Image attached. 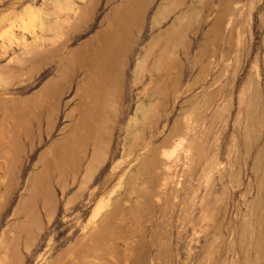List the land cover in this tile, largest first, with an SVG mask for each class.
<instances>
[{"label": "rangeland", "instance_id": "374dc122", "mask_svg": "<svg viewBox=\"0 0 264 264\" xmlns=\"http://www.w3.org/2000/svg\"><path fill=\"white\" fill-rule=\"evenodd\" d=\"M18 263L264 264V0H0Z\"/></svg>", "mask_w": 264, "mask_h": 264}, {"label": "bare ground", "instance_id": "6f19581e", "mask_svg": "<svg viewBox=\"0 0 264 264\" xmlns=\"http://www.w3.org/2000/svg\"><path fill=\"white\" fill-rule=\"evenodd\" d=\"M97 1H98V0H97ZM91 2H92V1H91ZM123 7H124V6H123ZM128 8H129V7H128ZM89 9H90V8H89ZM136 9H137V7H136ZM141 10H142V9H141ZM112 11H114V9H113ZM123 11H124V10H123ZM123 11H122V12H123ZM161 11H162V10H161ZM89 12H90V11H89ZM110 12H111V11H110ZM116 12H118V11H116ZM125 15H126V14H125ZM128 21H129V20H128ZM116 25H117V24H116ZM213 25H214V24H213ZM114 26H115V25H114ZM119 26H120V25H119ZM115 27H116V26H115ZM122 29H123V28H122ZM212 29H213V28H212ZM138 31H139V30H138ZM179 32H180V31H179ZM99 34H100V33H99ZM101 35H102V34H101ZM113 36H114V35H113ZM98 37H99V35H98ZM95 39H96V38H95ZM118 39H119V38H118ZM90 40H91V39H90ZM88 41H89V40H88ZM111 41H112V40H111ZM89 42H90V41H89ZM109 42H110V41H109ZM124 42H125V41H124ZM171 43H172V42H171ZM89 44H90V43H89ZM116 44H117V43H116ZM119 44H120V43H119ZM205 44H207V43H205ZM83 45H84V44H83ZM87 45H88V44H87ZM110 45H111V44H110ZM81 46H82V45H81ZM81 46H80V47H81ZM104 46H106V45L104 44ZM108 46H109V45H107V47H108ZM119 46H120V45H119ZM87 47H88V46H87ZM101 47H102V46H101ZM124 47H125V46H124ZM58 48H59V47H58ZM82 48H83V47H82ZM102 48H103V47H102ZM108 48H109V47H108ZM119 48H120V47H119ZM125 48H126V47H125ZM79 49H80V48H79ZM96 49H97V48H96ZM104 49H105V48H104ZM72 50H73V49H72ZM107 50H108V52H109V49H107ZM120 50H122V49H120ZM120 50H119V52H121ZM163 50H164V49H163ZM167 50H168V49H167ZM74 51H75V50H74ZM77 51H78V50H77ZM103 51H105V50H103ZM146 51H147V50H146ZM203 52H204V51H203ZM72 53H74V52H72ZM76 53H77V52H76ZM78 53H79V52H78ZM101 53H102V52H101ZM109 53H110V52H109ZM122 53H123V52H122ZM122 53H121V54H122ZM148 53H149V52H148ZM69 54H71V53H69ZM115 54H117V53H115ZM119 54H120V53H119ZM72 55H73V54H72ZM123 55H124V53H123ZM145 55H146V54H145ZM148 55H149V54H148ZM90 56H91V55H90ZM90 56H89V57H90ZM147 57H148V56H147ZM201 57H202V56H201ZM105 58H106V57H105ZM107 59H108V56H107L106 60H107ZM110 59H111V58H110ZM113 60H114V59H113ZM143 60H144V59H143ZM76 61H77V60H76ZM100 61H101V60H100ZM116 61H117V60H116ZM122 61H123V60H122ZM177 61H178V60H177ZM199 61H200V60H199ZM108 62L110 63V61H108ZM113 62H114V61H113ZM145 62H146V61H145ZM145 62H144V63H145ZM195 62H196V61H195ZM197 62H198V61H197ZM197 62H196V63H197ZM103 63H105L104 60H103ZM117 63H118V62H117ZM78 64H79V63H78ZM101 64H102V62H101ZM101 64H100V66H101ZM106 64H107V63H106ZM110 64H111V63H110ZM114 64H115V63H114ZM98 65H99V64H98ZM98 65H97V66H98ZM103 65H104V64H103ZM108 65H109V64H108ZM121 65H122V64H121ZM144 65H145V64H144ZM105 66H107V65H105ZM105 66H103V67H105ZM167 66H168V65H167ZM181 66H182V65H181ZM103 67H102V68H103ZM168 67H169V66H168ZM98 68H100V67H98ZM105 68H106V67H105ZM115 68H116V67H115ZM120 68H121V67H120ZM138 68H139V67H138ZM141 68H144V66L141 67ZM169 68H170V67H169ZM103 69H104V68H103ZM109 69H110V68H109ZM113 69H114V68H113ZM113 69H112V71H113ZM104 70H106V69H104ZM110 70H111V69H110ZM141 70H143V69H141ZM76 71H77V70H76ZM92 71H93V70H92ZM96 72H97V71H96ZM96 72H95V73H96ZM103 72H104V71H103ZM107 72H108V71H107ZM92 73H93V72H92ZM105 73H106V72H105ZM112 73H113V72H112ZM115 75H116V74H115ZM139 77H140V75H139ZM102 78H104V77H102ZM106 78H107V77H106ZM106 78H105L104 80H106ZM88 79H89V78H88ZM107 79H108V78H107ZM111 80H112V79H111ZM193 82H194V81H193ZM93 83H94V82H93ZM82 84H83V83H82ZM104 84H105V82H104ZM109 84H110V83H109ZM109 84H108V85H109ZM80 86H81V84H80ZM89 87H90V86H89ZM98 87L100 88L101 86L98 85ZM109 87H110V85H109ZM116 87H117V86H116ZM99 88H98V89H99ZM101 88H102V87H101ZM103 88H104V87H103ZM106 88H108V87H106ZM113 88H114V86H113ZM119 88H120V87H119ZM117 89H118V88H117ZM176 89H177V88H176ZM106 90H107V89H106ZM96 91H97V90H96ZM97 96H98V95H97ZM93 97H94V96H93ZM111 99H112V98H111ZM100 105H101V104H100ZM102 109H103V108H102ZM90 110H91V109H90ZM92 113H93V112H92ZM108 114H109V113H108ZM100 116H101V115H100ZM97 119H98V118H97ZM109 121H110V120H109ZM106 122H107V121H106ZM107 132H108V131H107ZM110 134H111V133H110ZM110 134H109V135H110ZM170 138H171V137H170ZM170 138H169V139H170ZM101 144H102V143H101ZM99 153H100V152H99ZM101 154H102V153H101ZM101 156H102V155H101ZM96 163H97V162H96ZM89 169L91 170L90 167H89ZM89 173H90V172H89ZM32 174H33V173H32ZM86 174H87V173H86ZM87 175H88V174H87ZM23 198H24V197H23ZM23 200H24V199H23ZM26 202H27V201H26ZM34 205H35V204H34ZM35 207H36V206H35ZM24 210H25V208H24ZM33 212H34V211H33ZM30 236H31V235H30ZM32 238H33V237H32ZM27 244H28V242H27ZM27 244H25V245L27 246ZM29 244H31V243L29 242ZM15 249H17V248H15ZM13 251H14V250H13ZM13 251H12V252H13ZM17 251H18V250H17ZM12 254H13V253H12ZM12 254H11V255H12ZM19 254H20V253H19ZM16 256H17V255H16ZM10 257H11V256H10ZM19 257H21V256H19ZM19 257H18V258H19ZM13 258H14V257H13ZM8 260H10V259L8 258ZM18 260H19V259H18ZM18 264H19V263H18Z\"/></svg>", "mask_w": 264, "mask_h": 264}]
</instances>
